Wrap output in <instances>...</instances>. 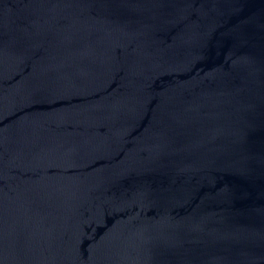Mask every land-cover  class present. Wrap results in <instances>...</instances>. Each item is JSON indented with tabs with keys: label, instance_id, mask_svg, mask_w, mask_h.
Masks as SVG:
<instances>
[{
	"label": "water",
	"instance_id": "water-1",
	"mask_svg": "<svg viewBox=\"0 0 264 264\" xmlns=\"http://www.w3.org/2000/svg\"><path fill=\"white\" fill-rule=\"evenodd\" d=\"M0 264H264V0H0Z\"/></svg>",
	"mask_w": 264,
	"mask_h": 264
}]
</instances>
